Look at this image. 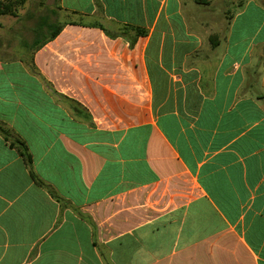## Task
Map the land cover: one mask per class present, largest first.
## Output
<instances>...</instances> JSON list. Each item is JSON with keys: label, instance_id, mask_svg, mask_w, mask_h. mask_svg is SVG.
Segmentation results:
<instances>
[{"label": "crops", "instance_id": "crops-1", "mask_svg": "<svg viewBox=\"0 0 264 264\" xmlns=\"http://www.w3.org/2000/svg\"><path fill=\"white\" fill-rule=\"evenodd\" d=\"M0 126V264H264V0H26Z\"/></svg>", "mask_w": 264, "mask_h": 264}, {"label": "trees", "instance_id": "trees-1", "mask_svg": "<svg viewBox=\"0 0 264 264\" xmlns=\"http://www.w3.org/2000/svg\"><path fill=\"white\" fill-rule=\"evenodd\" d=\"M26 0H3L0 1V15H16L18 8L25 3ZM0 133L11 143L12 147L17 148L19 155L24 159L27 165H31L32 158L28 152L25 143L17 137H14L3 126H0ZM32 177L39 185L42 183L32 173Z\"/></svg>", "mask_w": 264, "mask_h": 264}, {"label": "rangeland", "instance_id": "rangeland-1", "mask_svg": "<svg viewBox=\"0 0 264 264\" xmlns=\"http://www.w3.org/2000/svg\"><path fill=\"white\" fill-rule=\"evenodd\" d=\"M24 5V4H23ZM21 5V6H23ZM20 6V7H21ZM55 28H50L48 31H46V29H40L38 31H35L32 37V42L30 43V36H25L22 38V44L24 46V48H27L28 50H32L36 47V42L37 43H41L43 42L47 35L54 32Z\"/></svg>", "mask_w": 264, "mask_h": 264}]
</instances>
